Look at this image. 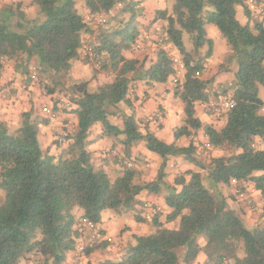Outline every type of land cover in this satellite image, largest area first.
Listing matches in <instances>:
<instances>
[{"label":"trees","instance_id":"obj_1","mask_svg":"<svg viewBox=\"0 0 264 264\" xmlns=\"http://www.w3.org/2000/svg\"><path fill=\"white\" fill-rule=\"evenodd\" d=\"M78 1L33 0L32 5L38 9L35 18L27 13L24 3L0 9V69L4 62L14 60L16 72L31 75V80L46 77V94L67 96L69 105L64 108L75 107L73 113L78 120L64 141H55L61 150L56 156L44 150L39 140V127L48 120L24 112L19 125L11 127L0 119V264H64L67 254L76 252L81 233L86 232L76 218V208L95 224L102 222L104 212L113 211L118 215L134 213L136 221H149L154 227L147 235H134L120 260L103 264H196L201 253L207 258L205 264H264V227H247L225 198L213 195L201 172L179 173L174 185L165 181L168 161L183 158L206 171L208 182L215 186L252 184L264 203V148L255 146L256 138L264 144V20L252 26L240 24L236 7H244L250 18L249 0H175L171 11L156 15L154 22H167L166 43L177 49L186 64L184 89L175 88L186 109V123L176 131V140L201 129L195 107L210 98L209 81L196 76L197 72L203 73L214 47L208 40L206 25L214 24L229 43L226 62L220 68L230 70L235 66L236 72L229 88L231 94L225 90L223 99L233 98L236 106L225 118L223 128L208 126L205 133L212 148H231L233 154L205 163L198 158L193 144L179 147L149 132L142 134L134 116L124 119L123 128L111 124L110 108L121 103L131 106L129 95L134 80L166 83L174 70L162 48L157 62L149 68L124 55L140 38L142 2L81 0L90 10L88 15L105 12L112 16L118 12L112 16L114 23L99 25L95 19L86 22L77 9ZM91 23L101 27L97 43L91 48L106 53L101 69L93 67L95 73L115 74L112 82L95 92L90 91L89 82H69L72 63L80 57L83 37L91 32ZM185 35L193 44L190 49ZM205 47L208 50L203 53ZM54 111L59 117V109ZM97 123L102 125L104 135L120 140L125 147L124 155H120L132 164L127 167L117 157L125 168L117 179L97 170L87 150L89 131ZM140 142L162 159L157 180L143 185L136 183L138 175L128 159L131 148ZM245 188L238 196L244 193L245 206L255 211ZM162 189L170 210L166 220L180 219L177 229L164 227L161 209L154 208L151 217L136 210L142 191L159 194ZM104 242L109 243L107 239Z\"/></svg>","mask_w":264,"mask_h":264},{"label":"crops","instance_id":"obj_2","mask_svg":"<svg viewBox=\"0 0 264 264\" xmlns=\"http://www.w3.org/2000/svg\"><path fill=\"white\" fill-rule=\"evenodd\" d=\"M142 2L143 13L138 18L140 23V38L136 42V47L124 53L125 57L132 60L137 59L145 63V67L149 68L157 62L159 52V41L165 37L164 28L167 22L159 20L154 22L158 12L171 11L175 0H135ZM24 3L27 13L35 18L38 16V9L32 5L33 0H0V9L14 3ZM248 6L251 11L250 18L245 13L246 24L251 26L254 22H262L264 20V0H249ZM79 13L86 17L90 14V10L86 4L79 0L77 3ZM238 10L236 8V17ZM241 24V23H240ZM100 26L97 23L90 24V33L84 35L83 46L80 49V57L73 61L72 69L69 76L71 84L81 82H89V89L92 92L106 83L113 81L114 73H95L90 61L83 57V51L87 47H92L97 43L99 37ZM208 40L211 39L214 43L212 56L206 60L207 69L202 73L201 79L209 81L208 93L210 98L206 103H220L225 96V90L229 89L235 79L236 67L232 66L230 70L221 69V65L226 62L229 53V46L221 34L219 29L214 24L206 25ZM187 43L186 47L190 49L192 43L188 42L189 36H184ZM177 51V49H175ZM207 47L203 53H206ZM178 52V51H177ZM3 81L0 83V119L5 121L9 126L16 127L20 122V115L24 112H33L34 115L41 120H48V124H42L39 127V140L44 150H49L53 155L60 154V148L55 145V141H60L63 138L65 131L72 132L77 125V118L73 113L75 107H70L65 110L64 105L67 104V98L62 93L48 95L44 93L37 81L31 80L30 76L22 75L14 69V63L9 61L3 63L1 67ZM132 93L129 95L131 106L126 103H121L116 107L110 108L109 120L112 125L119 128L124 127V119L134 116L139 131L142 134L148 132L153 134L157 139L167 143L176 144L179 147H189L194 145L197 154L204 149L208 150L210 157L218 158L225 154L224 149H208L209 140L205 133V128L211 126L220 130L225 125V118L215 115L203 103L196 104V116L201 121V129L194 131L190 137L183 136L176 140L175 133L186 123L185 104L176 96V90L171 76L166 83H157L148 80L136 79L131 84ZM261 95L264 99V89L261 90ZM63 97V98H62ZM59 98V99H58ZM60 100V101H59ZM52 108L59 109V117L56 120L49 119V116L44 112V109ZM161 114V116H160ZM123 139V137H121ZM87 150L91 154L92 162L97 170L104 171L110 178L117 179L123 176L125 171L124 166L119 163L113 152L120 154L125 153V147L120 140L104 135L103 127L100 123L95 124L89 131L87 140ZM255 146L261 149L264 148L262 140L255 139ZM239 152V151H238ZM208 153V152H207ZM206 153V154H207ZM205 154V155H206ZM133 162V170L137 173L136 183L143 185L153 183L157 180L159 170L162 165V159L157 154L150 152L147 149L145 142H140L131 148V157L128 158ZM209 163V162H208ZM192 170L201 172L204 184L212 191L217 198L223 197L226 199L228 206L240 213L247 227L253 229L259 224L264 227L263 217V202L260 200V192L254 190L252 184L233 182L229 186H215L208 182L206 177L208 173H204L199 167L184 160L183 158H172L168 161L165 181L169 185H174V181L179 173ZM245 186L249 197L253 203H257L258 213L251 211L245 206V200L239 198L238 192ZM240 188L237 190V188ZM180 190V187H177ZM237 190V191H236ZM220 192V195L217 193ZM229 194L235 196L236 201L229 198ZM2 195V193H0ZM260 200V201H259ZM139 203L136 210L146 212L147 210L160 208L163 214L160 218L165 228L174 230L179 227L180 219L173 222H167L166 215L170 213L165 201V191L161 190L159 194H154L149 191H142L138 197ZM245 208V209H243ZM243 210V211H242ZM77 220L83 219V212L75 210ZM261 221V222H260ZM100 227L103 230L105 239L109 243L100 241L97 248H92L87 255L86 264H103L106 261H118L124 254V249L131 244L134 235H147L154 230L153 225L149 221H136L134 213L118 215L113 211H106L102 215ZM81 242L87 239V233L83 231ZM205 239L202 238L200 244L203 246ZM75 253L67 254L64 264H74ZM206 256L201 253L196 261V264H205ZM22 264H33L30 261H24Z\"/></svg>","mask_w":264,"mask_h":264},{"label":"built area","instance_id":"obj_3","mask_svg":"<svg viewBox=\"0 0 264 264\" xmlns=\"http://www.w3.org/2000/svg\"><path fill=\"white\" fill-rule=\"evenodd\" d=\"M92 19H95L99 25H105L108 22V14L103 12V13H98L96 15H87L85 18L86 22H91ZM166 42H167V37H164L161 41H159V44H160L159 47L167 52L168 57L171 61V65L174 70L173 83H174L175 88H179L183 90L184 89V77L186 74V64L183 58L180 56V54L177 53L175 48L173 46H170V44ZM136 45H134L133 47H136ZM83 57L88 58L90 63L93 65V67L99 71L101 69L102 60L106 57V53L103 51L99 53L98 51L93 50L91 47H87L83 51ZM205 69H207L206 65L204 67V70ZM196 76L201 77L202 72H197ZM2 81H3V76L0 70V83ZM131 93H132V89L130 90V94ZM204 104L213 113L218 114V115H225V117H228L229 113L236 106V101L233 98L229 97V98L222 99L221 102L218 104L217 103H210V104L204 103ZM44 112L52 120H56L58 118L57 113L52 108L46 107L44 109ZM68 133H69L68 131L64 132L63 138L60 140L61 142L64 141L65 136ZM209 148L211 149L210 145H208V149ZM113 153L115 154L116 157L119 158L120 162H123L127 167L132 166L130 162L123 160V157L120 155V153H117V152H113ZM239 197L241 199L247 200V197L244 193H241ZM158 209L160 210V208ZM146 212H147L146 213L147 217H151V213L153 212V209L147 210ZM80 224L83 228L86 229V233L88 235H87V239L80 242L77 246L74 264H86L87 252L91 250L92 248H94L100 241L105 239V235L103 233V230L100 227V224H95L85 218L81 219Z\"/></svg>","mask_w":264,"mask_h":264},{"label":"rangeland","instance_id":"obj_4","mask_svg":"<svg viewBox=\"0 0 264 264\" xmlns=\"http://www.w3.org/2000/svg\"><path fill=\"white\" fill-rule=\"evenodd\" d=\"M237 8V10H238V15H237V19H238V21L242 24V25H244V24H246V21H245V13H244V10H243V8L241 7V6H237L236 7ZM118 12L116 11V12H113L112 14V16H114L115 14H117ZM112 16H108V23L110 22H113V19H112ZM114 23V22H113ZM101 28V27H100ZM100 30V29H99ZM188 42H190V40H188ZM9 62H11L12 64L14 63V66H15V61L13 60V61H9ZM32 69L33 70H35L33 67H32ZM31 76V75H30ZM184 80H185V77H184ZM35 81H37L38 82V84L41 86V89H43V87H44V85H46L48 82H47V78L46 77H38V78H36L35 79ZM44 90V89H43ZM44 93H46V91L44 90ZM66 98H67V96H65ZM63 98V97H62ZM59 99V98H58ZM60 101V100H59ZM202 149L203 150H201L200 151V155L198 154V158L202 161V162H205V163H207V162H209L210 160H211V158L212 157H210L211 155H210V153H209V151L208 150H206V149H204L203 148V146H202ZM224 151H225V156H229V155H231V154H233V150L231 149V148H225L224 149ZM208 152V153H207ZM207 153V154H206ZM206 154V155H205ZM204 173H206V171L204 172ZM207 177V176H206ZM238 189H240L239 187L237 188V190ZM236 190V191H237ZM245 190H246V188H245ZM219 195H220V192H217ZM247 193H249V192H247ZM229 198H231V199H233L234 201H236V199H235V196H233V194H229ZM260 200H261V202H263V200H262V197H260ZM259 200V201H260ZM247 201V200H246ZM245 203V205H246V202H244ZM254 205H255V207H256V210H255V213H258V210L260 209L259 207H258V204L256 203H254ZM77 210H79V211H82L80 208H76ZM243 209H245V208H243ZM243 211V210H242ZM83 212V211H82ZM254 212V211H253ZM261 222V221H260ZM259 226H261V224H259Z\"/></svg>","mask_w":264,"mask_h":264}]
</instances>
